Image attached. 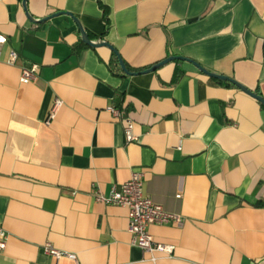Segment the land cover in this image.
<instances>
[{"label": "crops", "instance_id": "1", "mask_svg": "<svg viewBox=\"0 0 264 264\" xmlns=\"http://www.w3.org/2000/svg\"><path fill=\"white\" fill-rule=\"evenodd\" d=\"M25 10L0 0V264H264V107L186 62L113 76L108 49L76 48L70 18L41 22L72 14L132 73L182 57L264 99V0H26ZM117 94L133 143L109 111ZM136 171L144 195L184 219L149 228L174 247L154 263L132 245L127 210L93 199ZM47 243L76 260L48 256Z\"/></svg>", "mask_w": 264, "mask_h": 264}, {"label": "built area", "instance_id": "2", "mask_svg": "<svg viewBox=\"0 0 264 264\" xmlns=\"http://www.w3.org/2000/svg\"><path fill=\"white\" fill-rule=\"evenodd\" d=\"M7 43V39L0 34V59L1 49ZM18 55L14 51H9L3 63L7 66H14L17 63ZM38 67L33 65L28 68H23L20 73L19 81L21 84H29L35 80V75ZM61 106V102L56 101L49 120L53 118L55 108ZM115 119L122 120L123 134L126 143L136 141L134 136V124L122 118L120 112L115 108L109 109ZM143 174L142 172H133L130 179L121 184L119 187H113L108 195L95 192L93 199L96 203L111 207H119L127 210L128 215V232L131 235V243L142 251L144 254L151 255V261L154 263L155 254L171 257L174 247L155 242L149 233V228L152 226H174L180 228L184 224V219L177 214L165 212L159 205L150 201L143 191ZM177 198H180L177 195ZM8 234L0 227V253L5 251L8 241ZM42 250L48 256L54 259L67 258L75 261L76 257L70 253H64L54 249L50 244H45Z\"/></svg>", "mask_w": 264, "mask_h": 264}, {"label": "water", "instance_id": "3", "mask_svg": "<svg viewBox=\"0 0 264 264\" xmlns=\"http://www.w3.org/2000/svg\"><path fill=\"white\" fill-rule=\"evenodd\" d=\"M25 4H26V0H22V5L24 7V10H25ZM26 11V10H25ZM58 16H66L68 18H70L73 23L75 24V26L77 27L78 29V32H79V36H80V40L81 42L88 46L89 48L91 49H101V48H106L108 49L114 56L115 58L117 59V62H118V65L122 71V73L124 75H142V74H149L151 72H154L155 70H157L158 68L168 64V63H171V62H175V61H179V62H186L190 65H192L195 69H197L200 73H202L203 75L209 77V78H212V79H215L217 81H221V82H227L229 83L230 85L234 86L236 89H238L240 92L244 93L245 95L249 96L250 98L256 100L258 103H260V105L262 107H264V99H262L259 95L253 93L252 91L246 89L244 86L240 85L238 82L234 81L233 79H230V78H227V77H224V76H221V75H216V74H213V73H210L208 71H206L205 69H203L200 65H198L197 63L193 62V61H190L188 59H185V58H182V57H168L166 59H164L163 61L155 64L154 66L150 67L149 69L147 70H144V71H141L139 73H131L129 72L125 65H124V62L123 60L121 59L120 55L118 54V52L112 47L110 46L108 43L104 42V41H91L89 38H88V35L87 33L84 31V29L82 28L80 22L70 13H66V12H59V13H55L47 18H44L41 22L43 21H47V20H50L51 18H54V17H58Z\"/></svg>", "mask_w": 264, "mask_h": 264}, {"label": "trees", "instance_id": "4", "mask_svg": "<svg viewBox=\"0 0 264 264\" xmlns=\"http://www.w3.org/2000/svg\"><path fill=\"white\" fill-rule=\"evenodd\" d=\"M104 17H105V14H104ZM104 22L106 23L107 22V18H104ZM88 35V34H87ZM88 38L93 41V39H91V37L88 35ZM78 50L82 49V48H89L88 46L84 45L81 41H79V44L77 45L76 47ZM95 51V50H94ZM125 65V63H124ZM106 67L108 68L109 72L113 75V76H117V77H124L119 65H118V62H117V59L115 58V56L111 53V57H110V60L106 63ZM126 69L129 71V72H133L128 66H126ZM221 82V81H220ZM226 84H229L227 82H224ZM122 95H116L115 97V108L120 112L121 116L123 117V114L126 113V110L122 107Z\"/></svg>", "mask_w": 264, "mask_h": 264}]
</instances>
